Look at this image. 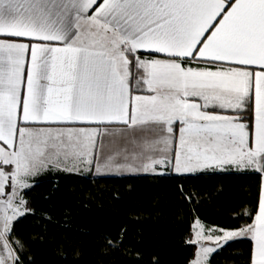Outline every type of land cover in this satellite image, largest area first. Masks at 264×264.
<instances>
[{
	"label": "snow or ice",
	"instance_id": "obj_1",
	"mask_svg": "<svg viewBox=\"0 0 264 264\" xmlns=\"http://www.w3.org/2000/svg\"><path fill=\"white\" fill-rule=\"evenodd\" d=\"M93 167L256 177L250 223L194 216L185 243L264 264V0H0V264H35L12 238L35 177Z\"/></svg>",
	"mask_w": 264,
	"mask_h": 264
},
{
	"label": "trees",
	"instance_id": "obj_2",
	"mask_svg": "<svg viewBox=\"0 0 264 264\" xmlns=\"http://www.w3.org/2000/svg\"><path fill=\"white\" fill-rule=\"evenodd\" d=\"M34 183L25 197L33 211L15 223L12 238L35 264H189L193 248L185 238L192 218L209 227L250 223L241 213L256 203L258 187L254 176L212 171H48ZM104 238L118 250H105ZM247 248L243 239L232 241L210 263L245 264Z\"/></svg>",
	"mask_w": 264,
	"mask_h": 264
},
{
	"label": "crops",
	"instance_id": "obj_3",
	"mask_svg": "<svg viewBox=\"0 0 264 264\" xmlns=\"http://www.w3.org/2000/svg\"><path fill=\"white\" fill-rule=\"evenodd\" d=\"M99 143V141H98ZM107 155H109V152L107 149H104V151L102 153H100V158L101 160L105 159L107 157ZM139 163V162H137ZM75 172H81V173H90L93 172L94 175H130V174H149V173H145V172H129V171H124L122 173H117V172H108V171H102L100 173H97L95 171V168L93 167V169L91 171L87 170V169H82L80 171H75ZM43 174V173H42ZM39 176V175H38ZM37 176V177H38ZM35 177V178H37Z\"/></svg>",
	"mask_w": 264,
	"mask_h": 264
},
{
	"label": "rangeland",
	"instance_id": "obj_4",
	"mask_svg": "<svg viewBox=\"0 0 264 264\" xmlns=\"http://www.w3.org/2000/svg\"><path fill=\"white\" fill-rule=\"evenodd\" d=\"M202 221V220H201ZM203 222V221H202ZM204 223V222H203ZM205 224V223H204ZM210 227H214V226H210ZM211 264V263H210Z\"/></svg>",
	"mask_w": 264,
	"mask_h": 264
}]
</instances>
